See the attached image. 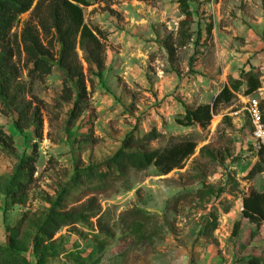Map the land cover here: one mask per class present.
Masks as SVG:
<instances>
[{"label":"rangeland","instance_id":"374dc122","mask_svg":"<svg viewBox=\"0 0 264 264\" xmlns=\"http://www.w3.org/2000/svg\"><path fill=\"white\" fill-rule=\"evenodd\" d=\"M38 1L11 31L21 74L10 94L39 108L41 128L20 130L14 105L0 89V264L264 259V221L252 223L240 210L251 190L264 191V172L250 174L257 162L264 163V150L259 154L244 110L248 99L256 100L264 118V0H187L193 21L182 47L178 0H87L84 22L102 37L105 67L101 79L89 73L77 49L92 83L87 82L88 107L76 120L70 119L72 101L63 96L56 65L43 81L28 76L31 64L19 35ZM250 69L261 81L257 91L246 95L242 87L218 106L207 126L176 123L186 107L211 103L229 77L240 78ZM152 129L161 136L148 150L181 140L196 143L182 168L167 174L154 166L130 168L105 184L86 177L105 169L128 134L140 137ZM31 156L26 202L12 203L9 191ZM92 197L110 234L84 212L78 222L46 238L42 227L52 215L78 209Z\"/></svg>","mask_w":264,"mask_h":264},{"label":"trees","instance_id":"16d2710c","mask_svg":"<svg viewBox=\"0 0 264 264\" xmlns=\"http://www.w3.org/2000/svg\"><path fill=\"white\" fill-rule=\"evenodd\" d=\"M33 4L34 0H0V89L14 105L18 115L15 124L20 130L31 125L36 129L42 126L39 108H33L29 101H17V96L10 94L21 74L14 62L11 31L18 17L29 11ZM178 4L183 14L179 22V46L182 47L191 38L189 26L193 17L187 0H178ZM88 5L87 0H39L31 12L32 20L24 24L19 35L22 51L27 62L31 64L28 67L30 79L43 81L51 73L54 65L62 73L63 96L66 101H72L69 113L71 120L78 119L88 107L87 82L92 83L78 59L77 49L83 53V61L89 73L95 72L94 75L101 79L105 67L104 48L100 40L102 37L84 22L83 7ZM166 47L172 56L173 46L167 44ZM242 87L246 95L261 87L259 75L253 69L244 72L240 78L229 77L227 84L211 103L186 107L183 116L177 118L176 123L183 127L207 126L218 106L229 103L234 93ZM160 136L156 129L140 137L128 134L123 139L120 149L105 162V169L97 168L86 177L96 180L99 184H105L108 179L122 177L130 168L141 171L154 166L160 174L182 168L184 162L194 153L196 143L193 140H181L163 149L148 150L149 143ZM262 153L263 150L259 149V154ZM31 158L29 157V163H23L27 170L19 172L15 188L9 191L12 203L26 202V189L33 172L34 157ZM261 172H264V163L257 162L250 174ZM241 205L243 218L256 224L264 221V191L251 190L242 198ZM84 212L86 218L97 217L100 231L110 234V229L103 225L100 207L96 205L94 197L78 209L52 215L43 225V233L46 238L51 239L61 227L78 222ZM247 264H264V259L251 256L247 259Z\"/></svg>","mask_w":264,"mask_h":264},{"label":"built area","instance_id":"2783aa9c","mask_svg":"<svg viewBox=\"0 0 264 264\" xmlns=\"http://www.w3.org/2000/svg\"><path fill=\"white\" fill-rule=\"evenodd\" d=\"M244 110L250 117V122L252 125L251 136L256 143L258 149L264 150V118L260 112L258 102L256 100L248 99L244 103ZM239 111L235 110V114ZM242 211L243 208L240 207Z\"/></svg>","mask_w":264,"mask_h":264},{"label":"crops","instance_id":"0c3cea01","mask_svg":"<svg viewBox=\"0 0 264 264\" xmlns=\"http://www.w3.org/2000/svg\"><path fill=\"white\" fill-rule=\"evenodd\" d=\"M240 207H242V205Z\"/></svg>","mask_w":264,"mask_h":264}]
</instances>
